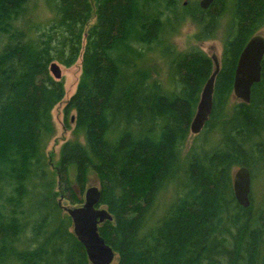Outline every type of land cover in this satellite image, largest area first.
Here are the masks:
<instances>
[{
	"label": "trees",
	"instance_id": "trees-1",
	"mask_svg": "<svg viewBox=\"0 0 264 264\" xmlns=\"http://www.w3.org/2000/svg\"><path fill=\"white\" fill-rule=\"evenodd\" d=\"M30 1L0 0V264H91L60 198L82 204L92 175L113 216L99 232L116 264H264V198L242 207L231 177L235 166L264 162V58L250 102L232 104L239 56L264 31V0H214L207 9L182 0H45L54 17L25 27ZM187 14L198 40L224 29V43L204 127L218 128L220 139L183 156L215 69L201 48L172 44ZM81 53L65 114L68 121L75 110L73 133L83 140L65 141L53 168L52 112L65 88L49 67L71 66ZM158 54L168 59L166 77ZM167 186L173 195L160 207Z\"/></svg>",
	"mask_w": 264,
	"mask_h": 264
},
{
	"label": "water",
	"instance_id": "water-1",
	"mask_svg": "<svg viewBox=\"0 0 264 264\" xmlns=\"http://www.w3.org/2000/svg\"><path fill=\"white\" fill-rule=\"evenodd\" d=\"M214 0H200L202 9H207ZM215 69L200 94L196 112L190 124V133L197 135L209 121L213 111V98L216 77L221 69L220 60L216 54L212 56ZM264 58V35L258 33L251 37L243 48L235 69L233 93L245 103L251 100L254 84L261 79L262 61ZM49 70L56 80H61L60 64L53 61ZM74 120V117L72 118ZM251 171L241 165L233 177L234 196L239 205H251ZM101 190L98 186H90L85 191L84 202L79 206L66 208V213L72 219L73 232L86 249L91 264H112L116 259V252L105 241L99 232V226L105 221L113 219L107 208L100 207Z\"/></svg>",
	"mask_w": 264,
	"mask_h": 264
},
{
	"label": "rangeland",
	"instance_id": "rangeland-1",
	"mask_svg": "<svg viewBox=\"0 0 264 264\" xmlns=\"http://www.w3.org/2000/svg\"><path fill=\"white\" fill-rule=\"evenodd\" d=\"M93 3V6H95V0H91ZM183 3L186 4V6H194L195 4L199 5L200 0H182ZM190 3V6H189ZM54 17L53 11L48 7L45 0H31L29 4V11L28 15L22 20L23 25L25 27L31 26L34 27L36 25H45L47 22H49L50 19ZM95 16L91 19L89 24L86 28L91 26L95 22ZM198 31V27L196 23L192 20L191 15L187 14V17H185L184 21L178 25V29L175 31V33L172 35L171 41L172 44L175 45L177 51H187L193 47H199L203 51H205L209 56H212L213 54H216L221 60V56L223 53V43H224V29H220L219 33L215 38L212 39H206V40H198L196 38V34ZM260 34L264 35V31L260 32ZM84 43H85V37H84ZM83 53V50H82ZM82 53L77 59V61L71 65V66H65L61 64L59 61H56L60 64L61 70H62V78L61 80L64 83L65 88V96L63 100L58 103L55 108L53 109L52 115L54 120V125L56 128V133L54 137L49 142V145L47 147V156L49 163L54 168L58 165L59 159H60V150L62 144L70 139H79L83 140V136H75L73 133L75 121L72 120L75 116V110H72L70 114L68 115V121H66V114H65V108L67 106V103L69 99L74 95L76 92L78 83L80 81V77L82 75ZM155 65L156 68H158L160 75L163 77H166V72L168 71V59L163 58V56H159L155 59ZM240 101L234 93L232 95V104L235 102ZM218 124V121H216V125ZM216 125L212 124V127H217ZM218 128L211 131V129L204 128L199 134L189 135L185 146L183 148V156H185L190 149L195 145H202L205 144L207 149L212 148L215 142H217L220 139V135L218 134ZM264 161V159H263ZM239 166H235L231 170V177L233 181V177L235 174V171L237 170ZM251 171V196L253 197V202L255 205L260 204L262 199L264 198V162L262 165H258L253 167V169H250ZM90 186H98L100 188L99 181L97 178L92 175L90 176L88 183L85 186V191ZM74 190L77 194L80 193V188L78 185H74ZM85 192H83V200L85 198ZM173 195V188L170 186H167L160 195L159 205L160 207H164L165 204L171 199ZM60 202L63 205V211H65L66 208L79 206L81 204H74L70 199H68L67 196L61 197ZM101 208H107L105 205H101ZM117 257L112 264H116Z\"/></svg>",
	"mask_w": 264,
	"mask_h": 264
},
{
	"label": "bare ground",
	"instance_id": "bare-ground-1",
	"mask_svg": "<svg viewBox=\"0 0 264 264\" xmlns=\"http://www.w3.org/2000/svg\"><path fill=\"white\" fill-rule=\"evenodd\" d=\"M200 6V5H199ZM237 66V65H236ZM72 119V118H71Z\"/></svg>",
	"mask_w": 264,
	"mask_h": 264
}]
</instances>
